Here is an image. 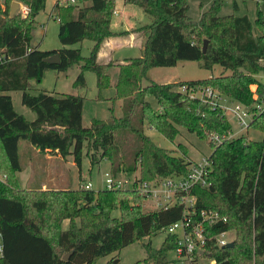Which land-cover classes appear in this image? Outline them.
I'll return each mask as SVG.
<instances>
[{
  "label": "trees",
  "instance_id": "obj_1",
  "mask_svg": "<svg viewBox=\"0 0 264 264\" xmlns=\"http://www.w3.org/2000/svg\"><path fill=\"white\" fill-rule=\"evenodd\" d=\"M11 1L3 0L0 8V173L4 175L0 178V264H93L144 236L150 239L165 232L181 216L182 202L144 209L145 196L134 188L22 187L17 177L23 169L20 140L61 158L71 155L78 166L85 154L92 165L108 159L113 173L138 168L143 179L185 174L191 163L186 152L176 155L156 144L145 132L146 124L169 139L179 133L178 126L202 139L209 135V184L195 185L190 193L196 195L197 209H216L227 217L213 224L210 235L232 228L234 236L231 246L218 245L213 236L204 253H209L213 264H264V115L252 121L262 131L261 139L244 134L227 138L231 122L226 115L209 101L191 96L188 89L178 88L209 85L232 99L250 102V85L257 82L260 90L264 88V80L257 77L264 71V31L254 34L246 15H221L216 3L192 20L187 0H124L142 7L150 22L133 28L144 37L140 55L117 62L113 80L112 61L101 62L97 55L103 40L116 34L111 28L114 0H77L64 6L56 1L54 18L62 46L53 49L30 44L35 17L46 0H21L26 13L10 16ZM256 21L263 25L260 18ZM85 38L93 41L86 56L79 47L68 46ZM52 54H58L57 62L47 60ZM179 60H197L204 68L220 64L231 72L141 82L150 67L172 66ZM75 63L80 66L74 84L84 86V71H94L97 99L107 98L102 90L112 87L109 99L121 100L120 115L111 108L106 118H93L85 126L82 94L29 91L31 80L40 81L46 70L64 71ZM10 90L22 91L21 101L35 112L33 119L15 110ZM150 95L158 109L148 100ZM213 133L223 138L212 141ZM63 219H68L67 227L61 226ZM165 233L158 247L146 242L141 261H172L177 236Z\"/></svg>",
  "mask_w": 264,
  "mask_h": 264
},
{
  "label": "rangeland",
  "instance_id": "obj_2",
  "mask_svg": "<svg viewBox=\"0 0 264 264\" xmlns=\"http://www.w3.org/2000/svg\"><path fill=\"white\" fill-rule=\"evenodd\" d=\"M57 0H46L45 7L35 17V24L32 29V37L30 44L37 45L41 49H53L62 46V43L58 37V20L54 18V3ZM115 7L113 8V19L111 22V28L115 30L116 34L110 35V37H122L116 38L122 40L128 39L126 36L131 32H134L135 36H138L131 45L121 43L106 42L105 50L108 46L114 47L111 52L112 66L109 67L112 79H115L118 67L117 62H124V58L136 57L140 55V44L144 40L143 35L139 31H134V27H138L143 23H149L150 19L143 12L142 7L132 3H125L124 0H114ZM17 2L18 6L15 13L25 14L27 8L23 1L12 0ZM216 3L219 5V13L221 15L233 14L234 16L246 15L253 24L254 34H258L264 31V0H187L188 10L187 14L192 20H198L201 13L210 7L211 4ZM10 4V6H11ZM235 4V6H234ZM3 0H0V8L3 7ZM14 13V14H15ZM260 18L263 21V25L260 26L257 23V19ZM121 21V22H120ZM129 28H126V27ZM132 26V27H131ZM126 36V37H123ZM123 39L122 41H126ZM93 41L85 38L79 42L69 44V47H79L83 56H86L90 52ZM101 47V46H100ZM100 49V48H99ZM98 56V55H97ZM99 60V59H98ZM102 57L99 61H104ZM81 62V61H80ZM108 62V61H107ZM80 63L71 65L64 71H57L54 69H48L44 72L40 81L35 79L32 81V88L29 90L31 93H38L40 90H47L55 94L60 93H80L83 98L82 109V122L83 125H89L93 118H106L110 114V109L113 108L116 115L121 114L120 99H109V96L113 93L112 87H107L102 90L105 99H97L98 88L96 85V75L92 70H85V85L77 86L74 84V79L79 71ZM230 69H225L220 64H214L212 68L201 67L197 60H179L172 66H152L145 77L142 79V83H147L148 79H154L158 82H165L168 79L171 81L187 80L206 78L212 75L227 74L230 73ZM264 71L257 73L261 76ZM175 79V80H173ZM179 88V87H178ZM9 93L12 97L13 106L16 111L22 113L25 118L33 119L35 112L31 110L27 105L21 101V90H10ZM153 108L158 109V104L153 95L148 96ZM227 118L231 122L233 132H238L236 135L244 134L248 139H261L263 136L262 131L249 127L246 130L237 131L239 129L236 121L227 115ZM179 127V133L174 139H169L163 134L159 133L155 128L145 125V132L153 139V141L166 147L173 154H182V151L186 152V157L189 160L200 159L203 155H208L211 151V143L209 142V135L207 138H200L194 132L188 131L183 126ZM19 153L23 169L17 172V177L21 185H25L27 176L32 175V180L27 185L37 186L38 188L51 187H77L82 182L91 181L93 189L105 187V173L110 172V162L108 159H102L98 163L91 164L87 155H83L81 165L78 166L72 159L71 155L66 158L50 157L45 159L43 152L38 151L31 143L26 140H20ZM120 173L133 175L138 174V168L132 171H119ZM134 172V173H133ZM132 178V176L130 177ZM44 182V183H41ZM144 209L152 207V202L148 200L143 204ZM62 227L68 226V219H63L61 222ZM164 231H159L152 235L149 239L148 236H144L124 247L119 251L110 253L108 255L101 256L95 260L93 264H131L134 261H141L145 255L144 245L148 240L153 247H158L162 242ZM232 240L234 236V230L228 228V232L225 235ZM173 256V253H172ZM207 263H212L211 258L204 259ZM140 264H147L141 261ZM163 264H170L165 262Z\"/></svg>",
  "mask_w": 264,
  "mask_h": 264
},
{
  "label": "built area",
  "instance_id": "obj_3",
  "mask_svg": "<svg viewBox=\"0 0 264 264\" xmlns=\"http://www.w3.org/2000/svg\"><path fill=\"white\" fill-rule=\"evenodd\" d=\"M59 6L74 5L77 0H57ZM264 60V58H263ZM257 77L264 80V73ZM251 100L242 102L232 99L220 89L213 86H202L198 88H186L185 84L179 85V89H188L191 96H199L203 101H209L213 106L219 108L224 115H230L238 124L237 131L246 130L252 126V121L258 115H264V88L259 89L257 82L250 85ZM254 127V126H252ZM255 128V127H254ZM257 129V128H256ZM259 130V129H258ZM232 127L226 135L227 138L236 136ZM223 137L218 133L210 136L212 141H220ZM211 170L210 156L203 155L200 159L191 160L185 174H171L166 176H155L151 179H143L139 174L128 175L120 172L105 173V187L107 188H134L145 196L146 202L150 200L152 207L169 206L176 202H182L183 210L181 216L169 223L165 232L176 234L177 240L173 249V259L170 264H213L209 253L205 254V247L213 236L218 245H226L232 241L226 237L228 229H222L214 235H210V229L217 222H225L227 217L218 210L212 208L195 207L196 195L190 193L195 185L206 186L209 184L208 174ZM134 173V172H133ZM132 176V178H130ZM4 175L0 173V178ZM80 186L90 189L91 181L82 182ZM1 238V233H0ZM2 245L0 240V254ZM211 258L212 263L204 259Z\"/></svg>",
  "mask_w": 264,
  "mask_h": 264
},
{
  "label": "crops",
  "instance_id": "obj_4",
  "mask_svg": "<svg viewBox=\"0 0 264 264\" xmlns=\"http://www.w3.org/2000/svg\"><path fill=\"white\" fill-rule=\"evenodd\" d=\"M121 22V21H120ZM132 27V26H131ZM126 28H129L128 26L126 27ZM126 36H128L129 38L128 39H126V38H123V39H126V41H122V40H118V39H116V38H122V37H110V38H105L104 40H103V42H102V44H101V47H100V49H99V51H98V56H97V58L100 60L102 57H104L105 58V60L104 61H101V62H107V61H109V60H111V58H113V57H111V52H112V50L114 49V47H111V45H109L108 46V48H107V50H105L104 48H105V44H106V42H108V41H110L111 43H121V44H128V45H131V43L134 41V40H136L137 39V37L138 36H135L134 35V32H131V33H129L128 35H126ZM126 36H123V37H126ZM141 44H142V42H141ZM141 44H140V48H141ZM151 68V67H150ZM149 68V69H150ZM148 69V70H149ZM173 80H175V79H173ZM165 82H171V80H167V81H165ZM39 151V150H38ZM43 156H44V158L45 159H49L50 157H58V158H61L59 155H57V154H54V153H52V152H50V151H45V152H43ZM18 172V171H17ZM32 180V175H28L27 176V178H26V181H25V185L23 186V185H21V183H20V181H19V183H20V185L22 186V187H27L28 185V182H30ZM41 183H44V182H41Z\"/></svg>",
  "mask_w": 264,
  "mask_h": 264
},
{
  "label": "water",
  "instance_id": "obj_5",
  "mask_svg": "<svg viewBox=\"0 0 264 264\" xmlns=\"http://www.w3.org/2000/svg\"><path fill=\"white\" fill-rule=\"evenodd\" d=\"M17 6H18L17 2L12 3L10 9V16H12L15 13ZM205 45H206V40L203 41V48H205ZM47 60L49 62H57L59 60V56L58 54H52L47 58ZM231 245H233V241H229L228 243H226V246H231ZM68 254H69L68 252L65 253L63 258H67Z\"/></svg>",
  "mask_w": 264,
  "mask_h": 264
}]
</instances>
